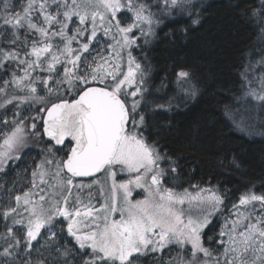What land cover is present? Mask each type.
<instances>
[{"label": "snow or ice", "instance_id": "obj_1", "mask_svg": "<svg viewBox=\"0 0 264 264\" xmlns=\"http://www.w3.org/2000/svg\"><path fill=\"white\" fill-rule=\"evenodd\" d=\"M196 7L0 0V264H264V182L228 210L227 190L170 183L179 160L152 135L151 117L173 104L149 99L151 64L134 53L171 17L187 13L199 24ZM242 15L264 32V0ZM171 71L185 103L195 99L193 70ZM241 76L243 102L224 115L235 130L264 136V51ZM192 131L195 138L199 125ZM29 151L36 155L9 186ZM224 158L243 168L235 153ZM225 211L206 246V230Z\"/></svg>", "mask_w": 264, "mask_h": 264}, {"label": "trees", "instance_id": "obj_2", "mask_svg": "<svg viewBox=\"0 0 264 264\" xmlns=\"http://www.w3.org/2000/svg\"><path fill=\"white\" fill-rule=\"evenodd\" d=\"M257 2L194 0L197 7L192 16L199 15V24H192L187 13L171 17L168 26H161L158 36L148 44L140 40L143 52L136 49L134 53L141 58L147 56L151 64L149 99L159 104L171 99L173 104L171 111L155 113L150 123L153 138H158L163 149L179 160L177 185L189 186L191 182L201 187L213 185L221 192L227 190L225 204L236 203L241 193L253 184L259 193L264 182V136H249L235 130L224 115L225 106L239 107L243 102L238 100L243 96V66L256 64L264 51V32L254 20L242 15L247 6H255ZM185 28L187 32L182 31ZM173 65L193 70L199 88L195 99H187L185 103L171 71ZM260 74L257 65L254 75ZM253 86L258 87V82ZM250 103L256 102L250 100ZM196 124L199 132L194 138L192 129ZM233 153L243 162L239 171L224 158L226 155L230 158ZM227 215L225 211L217 216L206 230V246L208 237H218Z\"/></svg>", "mask_w": 264, "mask_h": 264}, {"label": "rangeland", "instance_id": "obj_3", "mask_svg": "<svg viewBox=\"0 0 264 264\" xmlns=\"http://www.w3.org/2000/svg\"><path fill=\"white\" fill-rule=\"evenodd\" d=\"M16 2L19 3L20 0H16ZM61 71H62V69H61ZM35 155H36L35 153H30V152H28L27 155L25 156L24 160L21 161V162L19 163L18 168H16V169H11V170L9 171V173H8L9 186L11 185V181H12L13 179H16V178H17V177H16V172H17L19 169L23 168L24 165H25L26 163H30V158L33 157V156H35ZM30 172H31V169H29V178H30ZM2 182H3V181L0 180V183H2ZM176 182H177L176 180H175V181H170V183H175V184L177 185ZM182 183H183V182H182ZM180 185H181L183 188H187V187H188V184H187V183H183V184H180ZM17 187H18V188H21L22 185L17 184ZM134 196H135V193H134ZM135 198L139 199L140 197H135ZM237 202H238V201H237ZM233 203H235V202H230V203H228V204H225L226 209L231 210ZM226 212H227V211H226ZM227 213H228V212H227ZM211 226H212V224H211ZM142 264H151V257H149V258H147V259H144V260L142 261Z\"/></svg>", "mask_w": 264, "mask_h": 264}]
</instances>
